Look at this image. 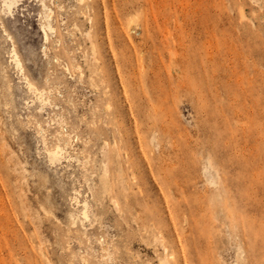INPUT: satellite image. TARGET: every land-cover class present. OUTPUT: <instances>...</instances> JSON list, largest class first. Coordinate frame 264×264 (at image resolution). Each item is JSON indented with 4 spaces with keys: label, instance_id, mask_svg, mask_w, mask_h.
<instances>
[{
    "label": "rangeland",
    "instance_id": "rangeland-1",
    "mask_svg": "<svg viewBox=\"0 0 264 264\" xmlns=\"http://www.w3.org/2000/svg\"><path fill=\"white\" fill-rule=\"evenodd\" d=\"M41 1L1 16L0 264H264V0H44L48 42Z\"/></svg>",
    "mask_w": 264,
    "mask_h": 264
},
{
    "label": "bare ground",
    "instance_id": "bare-ground-1",
    "mask_svg": "<svg viewBox=\"0 0 264 264\" xmlns=\"http://www.w3.org/2000/svg\"><path fill=\"white\" fill-rule=\"evenodd\" d=\"M23 1H25V0H0V24H1V26H3V28L5 26L2 23L1 16L2 15H4V16L12 15L14 12V9L17 8V6L20 3H22ZM43 1H41V7H42L41 29L44 32L43 35H44L45 41L48 42L50 40V37L56 33V29L53 25V16H52L54 14V12L51 9H49L46 6L47 4L45 5V2H43ZM76 1L84 3L83 2L84 0H76ZM243 14H244V11H243V13L241 12L242 16H244ZM4 33H6L7 40H9L11 42V48L8 52L9 58H10V64L13 65L14 69L17 72V75H19V79H20V83L22 85V88H24L25 92L30 95V97L25 101L24 105H26V108L29 109V107L31 105L37 103L40 107L39 108L40 112L45 111V109L47 107H53V104H52L53 90H51L50 87L40 88L27 77V75L25 74V70H24L22 60H21V58H20V56H19V54L15 48L13 38L11 37L10 34L7 33L6 29L4 30ZM45 50H46V48H45ZM94 68H95V66H94ZM66 70L70 72L69 67H66ZM46 82L49 84V80L46 79ZM7 85H8V90L13 92L14 86H13L12 82L8 81ZM48 126H50V124H48ZM37 128H38V135L41 138L42 144H43L45 152H46V157H47L48 163L51 166H54V165L56 166L58 163H61L62 160H67V157H66L68 155L67 147H68V145H70V143H69L70 141H69V139L68 140L64 139V136H63L64 133L59 132L55 136L56 142L49 147L48 146V138H47L48 131L45 128H43L42 124H40V123L37 124ZM107 146H108V144L106 142L105 143L106 149H108ZM103 155H104L103 168H102L103 174L101 175V177L103 178V181L106 184L108 179H109V171H110L109 167H108V164H109L108 152L105 154L102 153V156ZM121 169L122 168H120V170ZM123 171L124 170L122 169L121 172H123ZM120 175H121L120 177H122V174H120ZM75 193H77V192H75ZM74 201H75L74 202L75 204L80 205V201L78 200L77 197H74ZM71 219H72L71 220L72 226H75L78 222H80V224L85 228L86 227L85 223L89 221V205H88V203H86V202L83 203L80 213L78 215H75V216L71 215ZM85 237H86V235H85ZM101 245H103V244H101ZM104 250H106V251L108 250L107 246H104ZM184 260H185V257H184ZM180 261H182V260H180ZM177 262L179 263V261H177ZM82 264H90V263L88 262L87 259L82 258ZM159 264H171V263L168 262L165 258V259H160Z\"/></svg>",
    "mask_w": 264,
    "mask_h": 264
}]
</instances>
